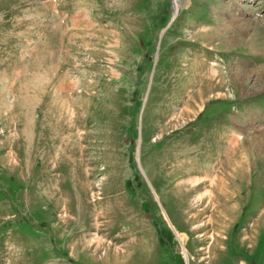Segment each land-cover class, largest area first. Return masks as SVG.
I'll use <instances>...</instances> for the list:
<instances>
[{
	"label": "rangeland",
	"instance_id": "rangeland-1",
	"mask_svg": "<svg viewBox=\"0 0 264 264\" xmlns=\"http://www.w3.org/2000/svg\"><path fill=\"white\" fill-rule=\"evenodd\" d=\"M174 1L0 0V264H264V0Z\"/></svg>",
	"mask_w": 264,
	"mask_h": 264
},
{
	"label": "bare ground",
	"instance_id": "bare-ground-1",
	"mask_svg": "<svg viewBox=\"0 0 264 264\" xmlns=\"http://www.w3.org/2000/svg\"><path fill=\"white\" fill-rule=\"evenodd\" d=\"M180 5H181V3H180V0H175L174 1V8H175V10L177 11L178 9H179V7H180ZM225 27V26H224ZM237 27V26H236ZM239 27V26H238ZM237 29V28H236ZM236 31H238V29L236 30ZM240 34H242V32H238V35H240ZM217 179V178H216ZM209 180H211V179H209ZM213 181V180H212ZM222 180H219V182L221 183V185H219V184H216L218 187H225L226 186V183H224V182H221ZM213 183V182H212ZM205 194H208V196H209V204L207 205V207L209 208V205H211V203H212V197H211V194H212V190H210L209 188H207V189H205L204 191H203ZM202 193H199L198 194V200L200 201V200H202L203 198H202V195H201ZM199 195H201V196H199ZM204 195V194H203ZM203 201V200H202ZM206 207V208H207ZM204 210V209H203ZM202 210V211H203ZM220 218L221 217H219V216H215V215H211L210 217H209V221L206 223V224H202V226L201 227H198L199 229H202V230H205L208 226L211 228V229H214V232L213 233H211L210 235L208 234V232H206V233H202L201 232V234H200V237L201 238H204V237H209V238H211V239H215L216 240V238L220 235V230H218V228L220 227V225L218 224V222H219V220H220ZM224 221V220H223ZM219 225V227L218 228H216V226H218ZM198 229V230H199ZM201 230V231H202ZM102 237V236H101ZM200 238V239H201ZM100 241V240H99ZM102 241V240H101ZM99 247V246H98ZM97 247V248H98Z\"/></svg>",
	"mask_w": 264,
	"mask_h": 264
}]
</instances>
